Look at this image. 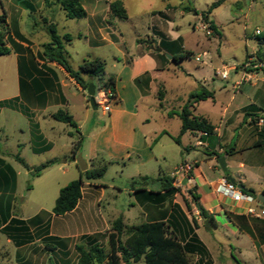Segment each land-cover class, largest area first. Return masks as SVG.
Here are the masks:
<instances>
[{
  "label": "crops",
  "instance_id": "crops-1",
  "mask_svg": "<svg viewBox=\"0 0 264 264\" xmlns=\"http://www.w3.org/2000/svg\"><path fill=\"white\" fill-rule=\"evenodd\" d=\"M22 1L20 5L25 6L26 9L31 5L30 0ZM112 1L114 0H91L86 4L85 0H82L83 7L87 11V17L79 20L81 22L79 23L81 24V29L76 34L71 35L74 37V40L84 42L90 49L85 52L83 60L86 58H100L104 60L95 50L105 43H108L109 38L113 39L115 37L114 32L118 31L109 22H115L118 19L110 14L109 4ZM42 2L43 9L41 7L33 10L31 12L32 14H38L40 12H43V15L47 14L43 19H47L49 23H53L50 20V16L55 11H61L65 16L64 12L58 6L45 8L44 0ZM123 2L126 7L124 0ZM16 5L18 6V4ZM40 9L42 10L40 11ZM163 11L160 14L163 15V18L171 17L173 8L171 5H166ZM22 13L23 11L21 10L20 14L22 15ZM6 14L7 23L9 24L11 32H13L15 30L12 28V24L17 19L13 18L12 13L6 12ZM154 14L155 12L151 16V25L147 27L149 31L147 38L152 42L155 41V35L160 34L155 28L157 26L153 25L154 21H159L157 19L158 16ZM126 20H130L129 14ZM48 24L45 23L46 28ZM17 29L22 34L19 23L17 24ZM22 35L24 36V34ZM24 37L27 42H21L15 37L13 38L19 45V50L13 48L11 44H8L12 49L11 54L0 57V104L5 102L9 103L5 106H0V118L2 116H6V119L11 118L17 125L15 119L22 117L25 130L21 126H16L15 128L27 135L25 143L17 144L15 153L9 152L5 147L0 145V160L5 165L10 166L16 175L15 187L12 189L4 188L3 190L0 188V198L3 195L4 209L10 213L9 221L20 219L28 222V220L18 218L19 216L16 214L17 199L19 198V174L12 164L13 160L16 161L15 156L19 154L31 169L54 161L55 163L46 169L49 170L53 165L57 164V158H48L45 161L42 158L49 153H54L58 136L62 131L73 139L68 151L70 154H67V157L78 167L76 158L71 157L76 140L70 133L75 132V130L67 124L54 120L53 115L59 110L71 114L69 109L74 102L73 98H80L81 106L84 108L83 118L76 119L74 115H71L76 121L78 130L82 136L84 124L88 121L92 123L93 119H91L89 99L85 90L59 64L50 62L43 57L42 46L44 44H36L31 38ZM74 40L70 44H67L66 48L72 46ZM138 40H140V37L136 39V52L134 54H130V51L126 49V51H122L123 58L116 59L122 63V67L119 70L116 68L114 71L108 72L106 64L107 77L113 76L116 80V93L115 98L112 100V102H115V107L112 108L111 106V111L109 112L111 114L106 124H102L98 129L86 134L85 137L83 136L84 140L82 142L81 152L83 153L87 149L85 160L88 164V169L95 167L94 163L100 159L105 163L122 161L123 166L131 162L136 164L137 167L142 168L144 172H139L136 176H129L127 180H130V182L141 177H148L153 180L150 185H160L159 179L167 176L174 179L173 186L179 189L177 183L180 180L183 186L186 185L185 190L188 194L190 189H194L195 193L199 196V204L211 218V220H203L199 216L200 212L194 216L198 221V228L195 230L198 237L200 238V231L209 233L215 243L216 256L211 254L213 264L229 261L225 257L223 250L228 251L229 255L236 261L238 260L234 253L244 263L264 264V218L257 219L249 217L246 214L247 203H236L231 198L217 192L219 181L222 178L228 179V177H232L238 186H243L245 193L251 194L256 198L264 191V127L259 126L258 121L255 123L252 121L254 113L250 114L246 111V108L254 110L258 107L255 110L257 111L255 113L260 114L256 117L258 120L264 114V109L261 110L264 104V94L261 95L260 92H254L250 85H248L250 88L246 86L241 93L246 95V102H244L241 109L236 112H231V106H229L230 104L228 102L222 110L220 120H213L208 112L203 110L199 111V109L205 104H210L209 106L213 108L218 104L216 90L213 84L214 80L210 81L205 77L203 79H197L193 76L197 88H194L186 96V102L191 93H196L202 88L213 93V98H208L205 101H200L195 104L194 114L207 118L216 127V130L213 136H206L200 132H186L181 136V145H178L173 138L179 136L182 122L178 114L175 113H179L186 102L178 112L165 110L162 102L165 101L167 92L164 90L162 92V102L154 106L158 118H161L160 123L154 120L156 124L153 125L152 105H148L143 116L140 114L141 105L147 98L157 97L160 100L159 93L161 91L157 89L161 84L164 86V82L160 79L159 75L169 66V63H166V59L158 54L156 44L152 49L142 42L139 43ZM182 48L192 51L195 54L191 49L184 46ZM83 78L86 82L91 81V83L95 84V80H92L87 75H84ZM138 79L141 80L138 82ZM126 89H129L127 93L125 92ZM233 100L235 101L236 97L232 96L230 101ZM239 113L241 116L238 117V123L233 124L232 120L234 116ZM106 114L103 113L104 116ZM175 118L180 123L171 130L170 122L175 120ZM52 120L58 124L66 125V127H62L60 131L58 130V124L53 125L54 123H50ZM5 125V122H0V135L5 134ZM68 127L73 130H70ZM1 139L0 137V141ZM89 139L91 141L89 146L86 147V141ZM105 143L108 145L106 146ZM186 148L188 151H184ZM23 151H28L29 158H23L21 156ZM220 158H224L226 161V172L219 166ZM188 167L191 168L189 172H178V170ZM26 171L31 176L30 171ZM45 171L39 177L32 179L35 182L45 179L47 176L45 175ZM81 173L80 171V176ZM185 181L186 183H184ZM150 185L147 186L148 191L153 190ZM102 187L103 184L97 182V180L85 181L82 186V198L78 206L74 211L64 216L74 214L81 208L90 207L93 194L97 189ZM159 189L160 186H158L157 190ZM60 190L61 188L58 191L60 192ZM128 190L129 195H132L131 198L136 200L139 206H142L140 207L141 214H144L145 222L167 220L174 205H179L189 220L193 218V216H189V210L186 205L185 209L179 202L174 201L175 196L180 194L181 189L176 192L161 194L163 200L167 197L171 198L168 208L163 213L160 205L156 204L159 197H155L156 201L151 202L150 197L145 193L132 190L130 185ZM139 198H141V201ZM100 201L98 199L97 204L100 205ZM9 203L10 207H8ZM129 207H135L133 202ZM42 213V210L39 211L33 217V220L39 217L42 218ZM53 216L55 215L53 214ZM120 217L123 218L127 226L139 225L135 224V220L138 217L136 218L129 209L127 212L120 214L118 218ZM115 218L117 217L111 216V218L99 222L107 227ZM42 220L43 218L36 223L40 228L42 226ZM52 220L53 217L51 215L46 221L50 223L49 227L45 229L48 230V236L71 238L97 233V230H95L91 233L79 232L78 234L62 235L51 225ZM206 221H209L208 226L205 224ZM46 222L43 224L44 226ZM30 232H34L32 226L30 227ZM200 240L203 242L201 238ZM33 243L17 247L18 252L27 248V246H31ZM23 259L24 261L19 264H29L31 262L30 257L26 258L23 255L21 260ZM17 261L19 260L17 259Z\"/></svg>",
  "mask_w": 264,
  "mask_h": 264
},
{
  "label": "rangeland",
  "instance_id": "rangeland-1",
  "mask_svg": "<svg viewBox=\"0 0 264 264\" xmlns=\"http://www.w3.org/2000/svg\"><path fill=\"white\" fill-rule=\"evenodd\" d=\"M31 6H21L22 0H0V15L4 12L13 14V18L17 19L12 24V28L15 30L19 23V28L22 34L27 38H31L36 44H46L50 42V34L46 28L44 19L47 14L43 15L41 12L38 14H32L33 10L38 8L43 9L42 0H30ZM91 0H85L88 4ZM126 3L127 11L130 20H118L115 22L109 21L113 24L118 31L114 32L115 37L109 38V42L105 43L95 52L102 57L107 64V71L112 72L116 68L119 70L122 67V63L116 59H121L122 51L129 50L130 54L136 52V39L140 37V41L152 49L155 44L156 49H160L159 55L163 56L166 63H169L166 69L160 73L159 77L164 82V86L161 84L158 86V91L167 92L165 101L158 99L157 97H149L140 108L141 116L144 115V111L148 105H152L151 113L153 114V125L155 121L160 123L161 118H158L154 106L163 104L165 110L174 112L180 111V108L186 102V96L197 88L193 76L195 78L203 79V77L214 80V88L218 99V104L213 108L208 104L202 106L200 110L206 111L212 116L213 120H220V116L223 108L228 104L231 112H236L241 109L244 102H246V95L241 94L243 88L248 85L254 90V92H260L264 94V41L260 43L259 37H257V31L260 30L264 33V0H224L221 5L211 10L208 14V21H204L203 14L207 13L209 8L220 0H124ZM13 2V4H12ZM18 4V6L16 5ZM166 5H171L173 8L172 16L163 18L162 12ZM19 7V8H18ZM22 15L20 14L21 10ZM40 9V11L42 10ZM186 9V11L184 10ZM153 12L158 16L159 21H154L153 25L156 30L160 32L159 35H155V41L152 42L147 38L149 31L147 27L151 25V16ZM154 14V15H155ZM15 15V16H14ZM50 16V15H49ZM50 20L57 26L58 33L63 36L66 33L76 34L81 29V22L79 20H71L66 18L61 11H55L50 16ZM211 22L217 27V32L211 28ZM7 34L9 39L14 38V32ZM113 31V30H112ZM151 34V33H150ZM14 40V39H13ZM186 47L195 52L193 59H183L179 63L170 60L168 56H172L173 51L178 48ZM69 57L68 61L74 70L82 64L83 56L85 52L90 49L86 44L80 40H74L72 46L67 48ZM97 55V56H98ZM200 56V61H196V57ZM43 58V57H42ZM89 59V58H86ZM224 71L229 72L228 79H222L220 74ZM217 72V73H216ZM237 81V83H235ZM97 90L100 89L101 83L95 79ZM245 85V86H243ZM250 88V87H249ZM129 89H126L127 93ZM72 92V90H71ZM87 94V91H85ZM165 92V93H166ZM70 97L71 94H69ZM236 97V100L230 101L231 97ZM88 97V95H87ZM73 98V97H72ZM131 98V97H130ZM69 112L76 117V119H82L84 116V108L81 106L80 98H73ZM89 99V97H88ZM115 102L111 103L112 108L115 107ZM222 104V105H221ZM258 106V105H257ZM258 108V107H257ZM254 110L246 108L252 116V121L257 122V118L260 114L255 113ZM90 115L93 122L88 121L84 124L82 133L85 137L86 134L93 132L106 124L111 113L103 115L102 109L98 107L94 111L91 107ZM248 109V110H247ZM264 109V104L261 110ZM149 110V109H148ZM150 112V110H149ZM240 113L234 116L232 120L233 124L238 123V117ZM249 118V117H248ZM247 119V117H246ZM155 120V121H154ZM247 121V120H246ZM0 122H5V134H1L2 138L0 145L5 147L9 152L15 153L17 144L25 143L27 135L21 133L16 126L25 128V124L22 117L15 119V122L10 119H6V116L0 118ZM50 123L57 125V122L53 120ZM171 130L178 125V119L171 121ZM58 130H62V127L66 125L58 124ZM50 126V125H47ZM70 130L72 128L68 127ZM25 130V129H24ZM73 139L67 136L61 131L56 142V150L54 153H49L43 156L42 160L48 158H57L55 165L49 170L45 171V179L35 182L30 175L27 174L26 169L18 162L12 161L18 171V199H17V216L28 220L26 226H32L34 232H31L33 244L27 246L18 252L17 245L13 240L8 238L7 235L0 233V264H19L22 256L26 258L30 257L31 262L29 264H77L78 254L74 249V245L78 242V237H71L68 242H64V247H59L56 244V250L54 252H48L45 250V238L48 237L45 230L49 227L50 223L46 222L52 215L53 220L51 225L60 234L71 235L80 233L96 232H108L111 230L112 223L118 219L119 215L130 212L138 219L135 220V224H141L145 222L144 214H141L142 206H139L136 200L132 199L129 195L130 180L129 176H136L139 172H144L136 164L128 162L126 166H123L122 161H114L111 163H105L103 160L95 162V167L100 168L107 164V171L104 177L97 182L103 184L102 188L96 190L91 198L90 207L81 208L74 214L55 217L53 216V207L55 200L59 193V188L67 186L70 182L78 180L80 178V171L78 167L70 161L67 157L70 143ZM76 140V139H75ZM90 139L86 141V147L89 146ZM107 146L108 144L105 143ZM176 147V146H175ZM85 152H80L83 159H85ZM23 158H29L28 151H23ZM154 170V169H151ZM28 186H31L29 190ZM153 190H157L159 184L150 185ZM177 187L181 189L180 194L175 196V200L179 202L185 209V200L191 201L188 192L185 190L186 185H182L180 180L177 183ZM100 199V205L97 204V200ZM167 197L165 200H160L156 204L160 205L162 213L168 208L169 200ZM141 201V198H139ZM96 202V204H95ZM133 202L135 207H129ZM43 211L41 217L43 218L41 228L36 223L42 219L37 218L33 220V217L41 210ZM90 209V210H89ZM143 209V208H142ZM189 210V209H188ZM189 216H195L199 213L195 205H192L191 210L188 211ZM128 214V213H126ZM49 215V216H48ZM116 216L109 226H104L101 220ZM32 219V220H31ZM30 220V221H29ZM124 221V220H123ZM46 225L44 226L43 224ZM101 223V224H100ZM126 225V223L124 222ZM37 227H36V226ZM132 226H128L130 228ZM129 231H124L122 238L127 237ZM200 238L206 244L211 254L216 256L214 241L209 233L200 231ZM60 240L65 238H59ZM40 240V241H38ZM106 243V242H105ZM104 243V244H105ZM225 252V257L229 261L216 264H248L240 260V257L234 253L236 260L229 255V252ZM17 259L19 261H17ZM36 260V261H34ZM196 260V257H192V263ZM137 264H144L143 261ZM254 264V263H249Z\"/></svg>",
  "mask_w": 264,
  "mask_h": 264
},
{
  "label": "trees",
  "instance_id": "trees-1",
  "mask_svg": "<svg viewBox=\"0 0 264 264\" xmlns=\"http://www.w3.org/2000/svg\"><path fill=\"white\" fill-rule=\"evenodd\" d=\"M223 1L220 0L214 3L208 12L203 14L205 22L208 21V14L211 10L221 5ZM44 6L45 8L58 6L64 12L66 18L71 20H81L87 17V11L83 7L82 0H44ZM109 8L110 14L115 18L119 20L128 19V12L123 0L112 1L109 4ZM184 10L186 11V9ZM44 22L46 24L49 23L47 19H44ZM210 25L217 32V27L212 22ZM9 30L11 29L7 23V14L4 12L0 15V57L11 54L12 49L8 44H11L17 50L20 49L15 40L13 38L9 39L7 36L10 32ZM47 30L50 34V42L42 46L43 57L50 62L59 64L83 90L87 91L91 84V81L86 82L83 78L84 75H87L92 80L97 79L101 83L100 89L109 90L112 98H115L116 80L113 76L107 77L106 62L100 58H89L82 62L78 70H74L68 61L69 54L66 49V45L70 44L74 37L71 34L61 36L54 23H49ZM14 36L21 42H27L17 28ZM257 37H259L260 43L264 41V33L257 34ZM138 42L141 43L140 40ZM194 56L195 54L192 51L184 50L183 48H178L172 54L173 61L176 63L183 59H193ZM140 80L138 79V82ZM159 96L162 100L163 93L160 92ZM208 98H213V93L202 88L196 93H191L181 111L175 113L178 114L182 122L179 136L173 138L176 144L181 145V136L186 132H200L206 134V136L215 134L216 127L207 118L194 114L195 104ZM7 104L9 103L5 102L0 104V106ZM53 119L67 124L75 130L70 135L76 139L71 152V157L76 158L84 140L78 130L76 121L71 114L63 110L55 113ZM184 151H188V149L186 148ZM15 159L26 170L30 171L32 178L39 177L55 163L51 161L31 169L19 154L15 156ZM106 171L107 164L100 168H90L82 172L78 180H74L63 187L56 199L52 211L53 214L55 216H64L74 211L82 198V186L85 181L100 180L104 177ZM151 182H153L152 179L141 177L132 180L130 188L137 192L145 193L150 197L151 202L156 201L155 197H159L158 201L162 200L161 194L163 193L179 191L173 186L174 179L171 177L164 176L159 179V190L148 191L147 186ZM15 185L16 175L14 170L0 160V188L2 190L4 188L12 189ZM28 188L30 189V186ZM251 192L253 191L251 190ZM189 196L191 201L185 200L184 202L187 209L191 210L192 205L199 203V196L194 189L189 190ZM10 203L8 207H10ZM4 207L2 195L0 198V232L7 235L18 247L32 243L33 239L29 227L25 224L26 222L20 219L9 221L10 213L6 212ZM199 216L203 220H211L203 208ZM197 228V219L193 217L189 220L179 205L172 207V212L167 220L144 222L130 228L124 224L123 218L120 217L112 223L111 230L108 232H97L78 237L79 241L74 245V249L78 254L77 264H137L141 261L144 264H213L209 249L195 233ZM124 231H129L125 239L122 238ZM69 240V238L60 240L58 237L48 236L45 238V250L54 252L56 250V244L54 243L63 248L65 246L64 242ZM192 257H196L193 263Z\"/></svg>",
  "mask_w": 264,
  "mask_h": 264
},
{
  "label": "built area",
  "instance_id": "built-area-1",
  "mask_svg": "<svg viewBox=\"0 0 264 264\" xmlns=\"http://www.w3.org/2000/svg\"><path fill=\"white\" fill-rule=\"evenodd\" d=\"M260 34L261 31L256 32ZM196 61H200V57L195 58ZM222 79H228L229 72L224 71L220 74ZM98 107L102 109L103 113H109L111 111V102L113 100L111 92L105 89H99L95 96ZM258 125L264 127V114L259 118ZM206 135V134H204ZM190 167L180 169V171L189 172ZM217 192L231 198L236 203H247L246 214L252 218H264V204H262L258 198L251 194L245 193L236 183L230 182L227 178H222L217 185Z\"/></svg>",
  "mask_w": 264,
  "mask_h": 264
},
{
  "label": "water",
  "instance_id": "water-1",
  "mask_svg": "<svg viewBox=\"0 0 264 264\" xmlns=\"http://www.w3.org/2000/svg\"><path fill=\"white\" fill-rule=\"evenodd\" d=\"M157 51H158V52H161L160 49H157ZM168 58H169L170 60H173V57H172V56H168ZM87 95H88V97H89V105H90V107H91L94 111H96V110L98 109V105H97V102H96V99H95V96H96V86H95L93 83H91V84L89 85V88H88V90H87ZM76 162H77V165H78V167H79V169H80L81 172H85V171L88 170V164H87L86 160L83 159V157H82L81 154H78V155H77V157H76ZM219 166H220V168H221L224 172L227 171L226 161H225L224 158H220V159H219ZM228 180H229L230 182H232V183H235V181L232 179V177H228ZM184 183H186V181H185ZM239 187H240L242 190H244V187H243V186H239ZM258 200H259L262 204H264V194H263V193L260 194V195L258 196ZM196 208L198 209L199 212L202 211L201 205H200L199 203L196 204ZM205 224L208 226V225H209V221H206Z\"/></svg>",
  "mask_w": 264,
  "mask_h": 264
}]
</instances>
